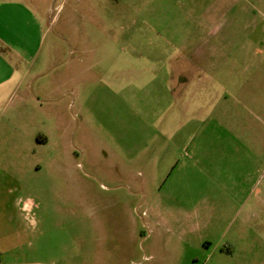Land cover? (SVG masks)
Masks as SVG:
<instances>
[{"label":"rangeland","instance_id":"374dc122","mask_svg":"<svg viewBox=\"0 0 264 264\" xmlns=\"http://www.w3.org/2000/svg\"><path fill=\"white\" fill-rule=\"evenodd\" d=\"M25 2L42 101L0 264H264V0Z\"/></svg>","mask_w":264,"mask_h":264},{"label":"crops","instance_id":"0c3cea01","mask_svg":"<svg viewBox=\"0 0 264 264\" xmlns=\"http://www.w3.org/2000/svg\"><path fill=\"white\" fill-rule=\"evenodd\" d=\"M42 44L43 26L35 10L25 0L0 2V161H3L0 171L1 174L5 172V178L9 176L13 183L15 180L12 171H23L22 161L29 154L28 148L23 145L26 143L23 140L26 136L22 135L25 120L29 118L25 113L30 97H34L37 103L42 101L33 91H29L30 84L28 87L25 84L28 71L23 72L20 65L32 63L38 57ZM255 97L251 99L250 106L255 107V101H260ZM47 102L49 105L53 104L50 120L53 117V125H59L60 122L56 123L55 120V100L48 99ZM200 111L203 113L206 107L201 106ZM52 135L48 126L37 139L41 143H49ZM9 193H14L12 186L9 187ZM8 202L10 207L15 204L13 207L19 214L27 207V202H22L19 198L12 201L0 196V208L7 206Z\"/></svg>","mask_w":264,"mask_h":264}]
</instances>
